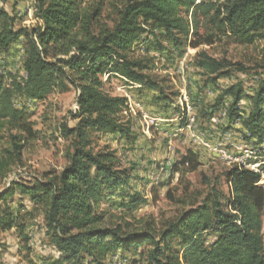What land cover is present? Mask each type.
<instances>
[{"label":"trees","instance_id":"obj_1","mask_svg":"<svg viewBox=\"0 0 264 264\" xmlns=\"http://www.w3.org/2000/svg\"><path fill=\"white\" fill-rule=\"evenodd\" d=\"M36 5L39 24L31 29H14L13 17L0 8V53L8 52L20 38L25 40V78H11L3 84L0 75V128L6 126L17 132L10 136L18 152L22 147L18 142L34 139L36 133L23 109L15 107L13 96L39 101L54 90L74 87L77 91V111L73 115L77 122L73 127L61 128L63 136L71 137L69 163L48 180L29 185L14 183L42 212L45 234L56 252L48 264H111L110 257L116 254L126 261V254L136 255L145 264H264V186L259 183L258 173L233 164L224 172L226 202H222L224 193L212 185L201 203L191 200L187 209L160 228L153 221L140 228H131L128 223L125 227L108 226L102 224L106 212L100 205L115 192L123 194L131 169L120 167L116 151L108 147L94 151L92 147L95 132L119 136L128 133L119 116L126 99L104 91V74L163 93L147 73L151 59L133 55V46L143 34H154V28H158L173 46L180 48L191 31L197 35L203 18L214 22L217 30L233 42L253 44L264 38V0H122L113 11L111 24L101 21L105 0H37ZM211 38L203 42L193 39L189 46L211 44ZM196 56L195 65L214 75L211 81L227 76L224 62L204 52ZM227 97L231 102L225 107L224 130L239 124L243 139H253L255 148H261L264 74L252 95L247 96L239 84L231 85L209 108L211 111L203 110L201 115L210 120L214 111L225 106ZM245 98L251 100L247 112L240 107ZM9 165L7 159H0V176ZM198 165L197 154L189 150L173 163L171 172L184 166L183 174ZM13 190V186L7 187L0 193V230L15 228L24 241L23 249L30 252V237L24 232L25 215L5 203ZM143 201L139 193H133L121 205L132 212ZM0 264H4L1 258Z\"/></svg>","mask_w":264,"mask_h":264},{"label":"rangeland","instance_id":"obj_2","mask_svg":"<svg viewBox=\"0 0 264 264\" xmlns=\"http://www.w3.org/2000/svg\"><path fill=\"white\" fill-rule=\"evenodd\" d=\"M105 1L101 21L111 24L113 11L122 0ZM36 4L37 0H0V8L14 19V29H31L39 24ZM187 17L190 21L189 15ZM209 37H212L211 44L202 43L196 48L189 46L193 39L203 42ZM24 44L25 40L20 38L8 52L0 53L3 84L11 78L19 81L25 78ZM133 52L134 57L146 55L151 59L147 73L161 86L163 93L158 89L129 84L117 76L104 74L101 77L105 92L126 99L119 116L129 134L119 136L118 133L95 132L92 147L94 151L102 147L116 151L120 167L131 169V178L123 194L115 192L101 203V209L106 212L102 224L125 227L128 223L131 228H140L153 221L160 228L187 209L191 200L201 203L211 192L212 185L224 193L222 202H226L228 185L224 172L237 162L220 159L208 150V145H213L215 150H237L239 147L243 157L251 156L240 157L241 160L260 163L264 167V156H261L264 153H260L264 143L259 146L261 148H255L253 139L244 140L240 126L236 124L224 130L227 127L225 107L231 102L230 97L225 100V106L214 111L210 120L201 115L203 110L211 111L209 108L231 85L239 84L247 96L256 92L264 74V38H258L253 44L235 43L218 31L214 22L201 18L197 35L191 31L187 42L180 48L173 46L160 29L154 28V34H143L135 42ZM201 52L224 62L223 71H227V76L211 81L210 77L214 75L209 76L195 65L196 55ZM236 64L243 69H237ZM76 98L74 87L54 90L39 101L26 100L19 94L13 96L15 107L23 109L36 136L20 140L18 143L22 147L17 152L10 136L17 132L9 131L6 126L0 128V159L10 162L0 176V193L7 187H14L12 196L5 203L12 210L18 209L20 215H25L27 226L24 232L30 237L28 245L31 250L23 249L24 241L15 228L1 229L0 258L4 264H48L53 256L56 257L45 234L41 210L35 209L14 183L29 185L36 180H48L69 163L71 137L63 136L61 128L76 124L77 119L73 118L77 111ZM240 107L247 112L251 100L243 99ZM189 150L197 154V168L182 174L184 166H180L178 172L172 173L173 163L180 161ZM133 193H139L144 201L137 209L127 212L121 203ZM261 233L264 244V208ZM126 257L127 261L118 254L113 255L110 263L131 264L130 261H137L136 264H145L136 255L126 254Z\"/></svg>","mask_w":264,"mask_h":264},{"label":"built area","instance_id":"obj_3","mask_svg":"<svg viewBox=\"0 0 264 264\" xmlns=\"http://www.w3.org/2000/svg\"><path fill=\"white\" fill-rule=\"evenodd\" d=\"M239 125V124H236ZM208 150L212 151L214 155L220 157V159H231L235 157H243V152H240V149L237 150H215V147L213 145H208ZM250 165V171L254 172V165L253 163H248ZM264 171V168H263Z\"/></svg>","mask_w":264,"mask_h":264},{"label":"bare ground","instance_id":"obj_4","mask_svg":"<svg viewBox=\"0 0 264 264\" xmlns=\"http://www.w3.org/2000/svg\"><path fill=\"white\" fill-rule=\"evenodd\" d=\"M221 146V145H220ZM218 147V146H217ZM237 149H240L239 147H236ZM221 150V149H220ZM223 150V149H222ZM241 150V149H240ZM244 157H250V155H244ZM243 157V158H244ZM249 159V158H248ZM228 161H230V163L232 162H237V164H240V166H242V168H245V169H249L250 170V165H248L247 162H245L244 160H241L240 157H235V158H231V159H228ZM247 161V159H246ZM263 166H260V163H255L254 165V172L258 173L259 176H260V180H259V183L262 185L264 184V171H263Z\"/></svg>","mask_w":264,"mask_h":264}]
</instances>
